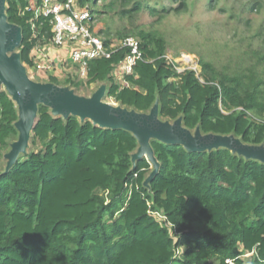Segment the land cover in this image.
I'll use <instances>...</instances> for the list:
<instances>
[{"label":"trees","instance_id":"1","mask_svg":"<svg viewBox=\"0 0 264 264\" xmlns=\"http://www.w3.org/2000/svg\"><path fill=\"white\" fill-rule=\"evenodd\" d=\"M104 1L103 8L118 7L121 17L148 7L142 0ZM173 1L170 11L189 10L188 0ZM33 2L5 3L7 21L21 28L20 61L28 66L36 42L51 36L49 18L40 16L32 37L33 12L25 7ZM215 4L207 1L209 8ZM149 12L163 17L169 10ZM128 34L137 35L142 51L133 72L116 79L127 52L121 48L89 60L86 83L107 82L106 97L127 109L147 112L158 100L160 117H180L189 130L264 146L261 74L217 72L201 62L200 79L194 70H176L156 33H116ZM49 81L58 84L54 76ZM14 103L0 89V149L18 135ZM31 134L39 148L0 171V264H243L244 254L250 264H264V162L225 147L190 151L151 139L159 167L145 183L151 164L145 157L132 160L139 144L131 131L53 115L38 104Z\"/></svg>","mask_w":264,"mask_h":264},{"label":"rangeland","instance_id":"2","mask_svg":"<svg viewBox=\"0 0 264 264\" xmlns=\"http://www.w3.org/2000/svg\"><path fill=\"white\" fill-rule=\"evenodd\" d=\"M88 1L93 10L100 11V14L93 16L92 29L102 39L112 38L111 41H115L122 40L128 35L137 36L128 34L122 38L117 37L116 33L123 30L137 28L147 32L152 31L163 38L166 56L179 71L194 70L201 79V62H206L217 72L236 73L251 69L257 76L262 75L264 78V0H216L215 7L212 8L207 5L208 0H188L189 10L180 14L170 11L171 8L177 7V3L173 0H142L148 7H144L131 17H121L118 7L111 10L103 8V4L107 1L96 0L95 4L94 0ZM151 7L157 10L164 8L169 10V13L159 17L149 12ZM36 43L38 44L39 41ZM7 54L9 56L20 54L19 47L7 51ZM20 66L33 82L52 83L49 81L50 76H54L57 78V87L81 99L97 96L99 103L105 106L126 109L113 98L106 97L107 82L88 84L86 78L75 74V69L70 68V64H58L57 69L52 73L45 72L44 75L40 74L34 65L28 66L20 61ZM116 79L119 80L117 76ZM1 89H4V84ZM14 104L18 112V105ZM152 108L158 113V100L154 102ZM54 110L64 115V111L55 108ZM152 112L150 109L144 114L150 116ZM156 119L168 121L169 124L174 123V120H167L159 115ZM179 122L182 123L181 118ZM195 129L190 130L192 136L195 134ZM31 138L32 134L28 139V146L24 151L19 152L17 158H22L32 149L39 148V143L33 145ZM14 141L15 139L9 140L7 146L0 149V171L6 169L9 161L7 154L10 153ZM152 168L151 164V170ZM241 259L243 264H250V254L242 255Z\"/></svg>","mask_w":264,"mask_h":264},{"label":"water","instance_id":"3","mask_svg":"<svg viewBox=\"0 0 264 264\" xmlns=\"http://www.w3.org/2000/svg\"><path fill=\"white\" fill-rule=\"evenodd\" d=\"M5 3L6 0H0V89L4 84V90L18 105V119L15 122L18 135L11 144L10 153L7 154L9 161L5 171H8L15 163L19 152L24 151L28 146L38 104L49 107L52 114H60L54 110L55 108L64 111L63 116L75 115L80 120L88 119L100 127L123 128L131 131L139 144L136 153L132 154V160L145 157L153 166L145 183L153 177L159 167L150 145L151 139L168 144H181L190 151L225 147L246 158L264 162L263 145L244 144L232 134H202L199 127H196L198 130L195 129V134L192 136L190 130L182 123L180 124V117L175 119L173 124H169L168 121L156 119L158 113L152 107L150 109L153 112L150 116H146L145 112H137L126 107V109H120L105 106L99 103L97 96L81 99L65 89H60L54 83L31 81L24 68L20 66V54L10 56L7 54V51L20 46L22 32L19 26L7 21Z\"/></svg>","mask_w":264,"mask_h":264},{"label":"built area","instance_id":"4","mask_svg":"<svg viewBox=\"0 0 264 264\" xmlns=\"http://www.w3.org/2000/svg\"><path fill=\"white\" fill-rule=\"evenodd\" d=\"M25 10L33 12V19L30 20L32 37L38 36L34 20L40 16L49 18L51 36L46 38L43 35L42 41L33 48L34 68L38 71L52 73L58 64H70L77 76L86 78L89 60L109 58L118 49L126 48L125 56L114 70L123 81L125 75L133 72L137 60L142 58L140 42L134 36L105 44L104 39L92 29L94 18L89 3L79 6L78 0H34ZM153 214L162 217L158 212ZM226 262L235 264L231 259Z\"/></svg>","mask_w":264,"mask_h":264}]
</instances>
